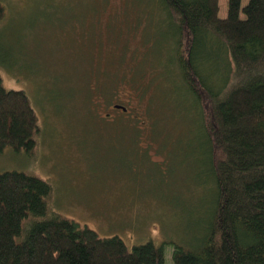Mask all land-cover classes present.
I'll return each instance as SVG.
<instances>
[{
    "label": "trees",
    "instance_id": "16d2710c",
    "mask_svg": "<svg viewBox=\"0 0 264 264\" xmlns=\"http://www.w3.org/2000/svg\"><path fill=\"white\" fill-rule=\"evenodd\" d=\"M152 2L150 19H158L160 27L151 30L155 39L134 68L141 74L145 64L154 76L138 94L153 87L151 101L161 108L155 111L151 102L145 104L154 111L147 121L149 131L164 136L168 122L178 136L189 127L188 119L195 124L194 144L186 137L180 151L202 155L212 188L202 219L193 223V240L179 244L150 239L129 247L117 234L101 237L51 207L50 180L3 169L0 264H165L166 243L172 244V264H264V0H226L223 16L218 0ZM3 14L0 2V21ZM144 35L150 38L149 31ZM6 88L0 72V159L11 150L34 159L42 134L38 115L24 90ZM85 99L89 105V96ZM113 105L112 110L123 113L119 121H127L121 126L142 141L145 122L129 118L127 106L123 111ZM167 109L171 120L163 115ZM156 119L166 121L161 133Z\"/></svg>",
    "mask_w": 264,
    "mask_h": 264
},
{
    "label": "rangeland",
    "instance_id": "374dc122",
    "mask_svg": "<svg viewBox=\"0 0 264 264\" xmlns=\"http://www.w3.org/2000/svg\"><path fill=\"white\" fill-rule=\"evenodd\" d=\"M148 1L0 0L3 82L6 89L27 93L42 126L34 159L11 150L0 159V171L26 170L50 180L54 210L101 237L117 234L129 247L150 239L192 241L193 223L202 219L212 188L202 155L182 152L186 137L196 134L193 120L178 136L168 122L164 136L149 131L154 111L145 104L161 108L151 101L153 87L143 96L138 88L150 86L154 74L145 64L142 76L134 68L155 39L151 30L160 27L158 19H150L155 5ZM225 2L218 0L220 16ZM114 103L145 122L142 141L121 126L127 121H119L123 113L112 110ZM163 115L173 118L168 109ZM165 124L156 119L157 133ZM171 243L165 244V264H172Z\"/></svg>",
    "mask_w": 264,
    "mask_h": 264
},
{
    "label": "water",
    "instance_id": "95a60500",
    "mask_svg": "<svg viewBox=\"0 0 264 264\" xmlns=\"http://www.w3.org/2000/svg\"><path fill=\"white\" fill-rule=\"evenodd\" d=\"M113 107H114L115 109H119V110L127 111L126 108H125L123 105L121 106V105H117V104H116V105H114Z\"/></svg>",
    "mask_w": 264,
    "mask_h": 264
}]
</instances>
